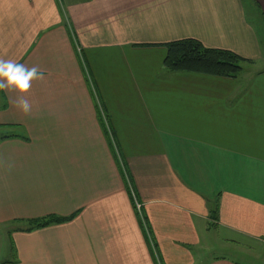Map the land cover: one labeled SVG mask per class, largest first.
<instances>
[{
    "label": "crops",
    "instance_id": "0c3cea01",
    "mask_svg": "<svg viewBox=\"0 0 264 264\" xmlns=\"http://www.w3.org/2000/svg\"><path fill=\"white\" fill-rule=\"evenodd\" d=\"M251 4L264 24V0H0V57L44 74L30 115L0 91V129L23 131L0 137L1 264H248L203 252L214 228L264 264ZM183 38L238 53L241 73L166 69L165 44Z\"/></svg>",
    "mask_w": 264,
    "mask_h": 264
},
{
    "label": "trees",
    "instance_id": "16d2710c",
    "mask_svg": "<svg viewBox=\"0 0 264 264\" xmlns=\"http://www.w3.org/2000/svg\"><path fill=\"white\" fill-rule=\"evenodd\" d=\"M167 54L164 59V67L172 72H195L214 76L236 78L242 71V63L245 59L238 53L222 48L205 46L195 38H183L165 44ZM112 150L113 143L106 131ZM115 154V152H114ZM47 215L28 221L25 230L42 228L54 223H61L74 218ZM8 264V262L4 263Z\"/></svg>",
    "mask_w": 264,
    "mask_h": 264
},
{
    "label": "clouds",
    "instance_id": "9594fccd",
    "mask_svg": "<svg viewBox=\"0 0 264 264\" xmlns=\"http://www.w3.org/2000/svg\"><path fill=\"white\" fill-rule=\"evenodd\" d=\"M43 80V71L38 66L28 67L11 58L0 57V91H16L18 95L13 103L24 115H30L33 110V104L26 94L34 81Z\"/></svg>",
    "mask_w": 264,
    "mask_h": 264
},
{
    "label": "rangeland",
    "instance_id": "374dc122",
    "mask_svg": "<svg viewBox=\"0 0 264 264\" xmlns=\"http://www.w3.org/2000/svg\"><path fill=\"white\" fill-rule=\"evenodd\" d=\"M251 11H250V17L253 21L254 19V24L257 28L258 33L260 34V39H261V53L264 55V24H263V15L261 13V10L259 9V7L256 4H251L250 5ZM256 22V23H255ZM258 67L263 68L264 67V57L263 59L260 60V62L257 64ZM254 68H257L256 66H254ZM8 133H23V131L21 129H0V137L3 136L4 134H8ZM217 229H213L208 235L207 237L210 239V241L205 244L204 249L205 251H203L204 253L207 254V256H210V254L213 256L214 254L216 256H226L228 258H232V259H236V261H240V262H246V263H250V259L247 261V259H243V255H241V251L242 249L245 250V252L247 251V247L248 244L246 245L245 243H243L242 245H234V244H226L225 242H222L221 239V235H219V233L216 232ZM4 235L1 234L0 232V237H3ZM7 239H5L6 241ZM1 241V240H0ZM245 245V246H244ZM9 246L6 245L5 242L1 241L0 242V264L3 263L4 261H6L7 259L11 258L10 252L8 251ZM240 250V251H239ZM195 251V250H194ZM210 253V254H208ZM201 255L202 252L196 250L195 251V255ZM251 264V263H250Z\"/></svg>",
    "mask_w": 264,
    "mask_h": 264
}]
</instances>
